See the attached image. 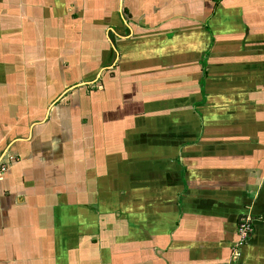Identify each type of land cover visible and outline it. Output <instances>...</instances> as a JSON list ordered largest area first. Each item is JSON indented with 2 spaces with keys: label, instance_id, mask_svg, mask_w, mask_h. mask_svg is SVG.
<instances>
[{
  "label": "crops",
  "instance_id": "0c3cea01",
  "mask_svg": "<svg viewBox=\"0 0 264 264\" xmlns=\"http://www.w3.org/2000/svg\"><path fill=\"white\" fill-rule=\"evenodd\" d=\"M0 164V264H264V0H0Z\"/></svg>",
  "mask_w": 264,
  "mask_h": 264
},
{
  "label": "built area",
  "instance_id": "2783aa9c",
  "mask_svg": "<svg viewBox=\"0 0 264 264\" xmlns=\"http://www.w3.org/2000/svg\"><path fill=\"white\" fill-rule=\"evenodd\" d=\"M8 170V166L0 164V174L6 172ZM254 219L247 215L240 219L238 226V234L241 239V243H246L254 232Z\"/></svg>",
  "mask_w": 264,
  "mask_h": 264
}]
</instances>
